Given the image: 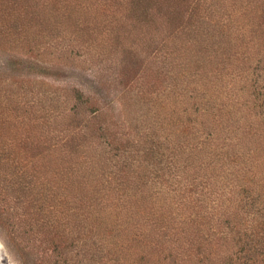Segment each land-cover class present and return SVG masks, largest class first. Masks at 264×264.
Here are the masks:
<instances>
[{"label": "trees", "instance_id": "obj_1", "mask_svg": "<svg viewBox=\"0 0 264 264\" xmlns=\"http://www.w3.org/2000/svg\"><path fill=\"white\" fill-rule=\"evenodd\" d=\"M0 227L20 264H264V0H0Z\"/></svg>", "mask_w": 264, "mask_h": 264}, {"label": "rangeland", "instance_id": "obj_2", "mask_svg": "<svg viewBox=\"0 0 264 264\" xmlns=\"http://www.w3.org/2000/svg\"><path fill=\"white\" fill-rule=\"evenodd\" d=\"M80 67L69 73V78L67 80H78L80 82L89 83L92 77L86 78L87 74L80 73ZM71 74V75H70ZM13 245L9 242L5 231L0 227V264H20L18 261L17 253L13 251Z\"/></svg>", "mask_w": 264, "mask_h": 264}]
</instances>
